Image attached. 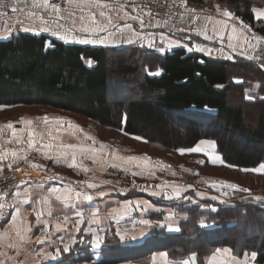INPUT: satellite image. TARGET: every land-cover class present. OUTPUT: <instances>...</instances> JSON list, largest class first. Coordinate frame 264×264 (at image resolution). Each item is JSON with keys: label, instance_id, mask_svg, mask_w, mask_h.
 <instances>
[{"label": "trees", "instance_id": "1", "mask_svg": "<svg viewBox=\"0 0 264 264\" xmlns=\"http://www.w3.org/2000/svg\"><path fill=\"white\" fill-rule=\"evenodd\" d=\"M262 1L228 4L264 36V19L255 18L252 11ZM28 106L94 120L169 150L213 139L229 165L264 164V52L226 59L183 46L159 53L148 47L92 45L45 32L17 31L0 37V108ZM246 109L253 111V118L246 116ZM177 210L184 214L178 231H151L130 247L138 253L130 254L161 249L173 260L195 253L200 262L225 246L237 256L253 251L255 262L263 264L264 200L195 197L181 201ZM122 248L117 238L108 237L100 256L88 260L115 264L113 255Z\"/></svg>", "mask_w": 264, "mask_h": 264}, {"label": "crops", "instance_id": "2", "mask_svg": "<svg viewBox=\"0 0 264 264\" xmlns=\"http://www.w3.org/2000/svg\"><path fill=\"white\" fill-rule=\"evenodd\" d=\"M104 3L108 5L104 10L108 16L112 17L113 23L123 26L130 24L132 31L124 29L122 32L117 31L115 27H109L106 32L100 33H83L79 29L82 25L80 20L81 15H87V10L82 13L80 9L74 5H69L68 2L64 7H60L59 16L67 17L58 21L59 24L65 25V28L73 26V18L69 15L70 11L75 13V29L69 36V39H61L54 35V31L65 32V28L57 29L56 24L52 23V19L57 13L51 7H45L42 4L33 5V0L25 3L13 4L4 0L6 7H0V32L6 31L11 35L13 30L19 26H34L26 24L30 20L36 19L37 22L40 15L49 21L48 25L41 23L37 26L39 29L29 32H45L63 41H76L81 39L91 41L108 37V33H113L108 37L105 43H91L92 45H103L121 47L133 45L137 47H151L159 53L169 50L172 47L181 46L173 45L169 49L160 50L162 36L167 33L190 35L193 32V24L187 22L189 18L185 16L182 27H162L152 17H148L142 12L126 8L123 6L110 4L107 0ZM264 9V7H255ZM15 9V11L13 10ZM91 11L96 13L98 20H104L100 17L99 10L92 8ZM31 13H35L33 16ZM254 17L257 18L253 12ZM136 17V19H133ZM143 26H141V19ZM258 19V18H257ZM259 19H264L261 17ZM144 23V21H146ZM26 21V22H24ZM221 21V23H216ZM207 24V34L216 39L226 50L234 49L235 54H249L255 56L258 54V48L261 43V38L248 31L237 17L215 16ZM49 27L48 31H43L44 27ZM89 26H93L89 24ZM178 27V28H177ZM213 28L216 30L213 31ZM235 28V32H233ZM24 31V28L19 29ZM6 35L4 37H7ZM76 37L73 39L72 37ZM3 37V36H2ZM259 38V39H258ZM131 39L132 43L126 41ZM233 47H229V45ZM204 53V52H200ZM208 56L211 54L204 53ZM219 58H230L233 56H224L221 54ZM227 55V54H226ZM216 57V56H215ZM232 57V58H231ZM30 119L32 125L21 123V118H8L0 121V151L15 150L18 156L27 153V160L43 165L41 168H33L24 160H18L12 164V167L21 169L19 182L8 192V194L0 199V233L7 230V235L0 238V264H91L88 257L100 256V246L106 244L108 237L117 238L119 245L123 246L118 254L113 255L117 259L115 264H184L185 261L189 264H257L252 259V252L244 253L241 256L230 253H215V249H229L225 246H219L212 252L208 253L199 262L195 253L184 255L178 260L169 259L160 255L165 253L164 250L157 249L145 255H135L130 253H138L134 245L141 243L144 238L155 230H164L166 232H175L179 229V220L184 215L177 210L181 201L195 197L204 198L203 195L198 196L200 192L195 189V196L192 198L183 197L185 190H191V187L182 189L179 197L175 195V188L171 187L168 190L161 189L150 184L140 183V181L121 182L112 177L108 173H115L119 170L123 172L126 178L130 179L131 172H144V175L149 174L146 167L142 164L127 165L128 171L125 172L120 167H111L103 165L99 169L96 162L86 158L92 153L81 154L77 151L76 160L78 164L91 169L84 172L80 168H69L67 163L71 162L72 150L60 149V144H75V145H93L97 151L94 154L97 158L109 157L107 148L100 150L99 145L91 139H85V134L93 137L90 133L83 129L80 131L81 124L72 118H64L61 121L50 123L41 119ZM11 121L17 130V134L22 138L23 143H18L12 138V130L7 127V123ZM71 121V125L67 123ZM79 125L80 128H77ZM33 129L36 133V144L33 148L28 145V129ZM201 141H209L207 146L209 150H213L214 156L220 155L215 152L213 140L199 139L190 148H200L204 143ZM51 143V150L42 149L44 144ZM207 148V147H206ZM59 151H67L68 156L61 157V162L55 161V156ZM44 152H47L53 159H45ZM13 159L9 154L8 158L0 161L4 167H8V163ZM117 164H123V161ZM145 170V171H144ZM99 175H105L106 180L99 179ZM138 175V176H144ZM108 176V177H107ZM109 181V183H103ZM92 183L97 185L95 188L88 187ZM181 189V187H179ZM50 189H59L56 192H50ZM158 193L153 195V193ZM192 196V191H190ZM101 193H103L101 195ZM91 195L92 199H86V196ZM189 195V194H188ZM47 197L45 201L43 198ZM19 209V212L17 211ZM16 227H19L24 239H20L16 234ZM30 231L24 232V229ZM128 246V249L124 248ZM67 249V250H65ZM247 254V256H245ZM235 257V259H234ZM264 264V262H263Z\"/></svg>", "mask_w": 264, "mask_h": 264}, {"label": "rangeland", "instance_id": "3", "mask_svg": "<svg viewBox=\"0 0 264 264\" xmlns=\"http://www.w3.org/2000/svg\"><path fill=\"white\" fill-rule=\"evenodd\" d=\"M208 1V0H206ZM210 2H207V4H192L190 2L186 1V4H188L191 8L190 11L184 14L183 18L187 16L189 20L187 22H190L193 24V32H190V35H180V34H172L167 33L166 35H163L161 39V43L159 45L160 49H169L173 45H181L185 47L186 49H191L195 51H199L196 49L197 45L202 46L205 50L199 51V52H206L207 54H211V56L221 57L223 53H225L224 56H233L234 49L226 50L220 44L216 39H206L205 35L198 34L196 29H199L203 27L208 21L206 20V17H215V16H223L225 10L233 13V17H237L240 22L243 24V26L254 34H257L251 26H249L248 23L244 22L235 12L234 8H232L233 4H228L231 0H209ZM233 1H239V0H233ZM254 2V0H251ZM264 0L262 1V3ZM231 3V2H230ZM234 3V2H233ZM257 5V6H256ZM253 7H264L263 4H256ZM181 19L180 22H177L173 25H163L162 27H173L175 28L178 26L179 28L182 27L184 19ZM26 22V21H24ZM26 24H32L34 26H25L24 24H19L18 28L16 30H13V32L19 31L21 28H31L33 30L39 29L37 26H41L40 22H37L36 19L30 20L29 22H26ZM177 27V28H178ZM37 31V30H36ZM9 32L1 31L0 37H4L6 35H9ZM208 35V34H207ZM261 39V41L264 40V36H261L257 34ZM263 42L260 43V46L258 48V54H262L264 52V47L262 45ZM148 48H151V44H147ZM236 52V51H235ZM227 54V55H226ZM247 56H250L247 53ZM232 58V57H231ZM230 59V58H227ZM1 109V108H0ZM246 116L249 118H253L250 116L253 111L251 109H246ZM45 115L49 117V122L54 123L58 122L56 118H72L75 119L77 122H79L81 125V128L84 129L86 132L90 133L96 144L99 145L101 142L108 145L107 152L109 154V157H112L113 161L108 160L107 157H101L97 158L96 164L98 165L99 169L105 166H109L113 163H120V160H117L114 158V154L116 156L121 157H129V156H140L142 154H147L149 157L152 158L151 163L146 167L142 162H131V164H139L146 167V171L148 173H154V175L146 174L144 176H138V175H132L129 174L130 179L126 178L123 175V172L121 170L117 171L115 173H108L107 175L109 177H112L118 181L121 182H132L140 181V183L150 184L152 186L159 187L161 189L168 190L171 187H181L184 189L185 187H188L191 185V190H185L182 196L190 198L194 197L195 193L194 190L197 189L200 192L203 193V195H207L204 198H209L216 201H229L231 199H238V198H250L254 199L255 196H261L264 197V174L263 173H257L252 171H243V169H253L257 168L263 163L258 164L255 167H248V168H236L232 165L227 164L221 154L216 150V144L215 145V152H217L220 157L223 160V163L212 162V157L214 155L213 150H209L210 146H207L208 142L204 141L205 145H202L201 149L202 151L199 152H185L184 154H180L177 150H169L167 148H164L160 145L155 144H147L144 142H141L140 140L134 139V135H125L118 131H115L113 129L104 128L100 125H97L94 120L90 119H78L73 115H68L64 112L58 111L56 109L52 108H43L39 106H28L19 108L17 110H8V109H1L0 110V121L8 119V118H32V119H41ZM205 139V138H202ZM207 147V148H206ZM190 147H187L185 149H188ZM105 149V148H104ZM156 161H163L165 164L170 165V168H165L163 165L156 164ZM183 166V167H181ZM186 169L191 171H186ZM103 171L105 174V168L103 167ZM145 171V170H144ZM132 173V172H131ZM175 173V174H173ZM196 173H199L198 175ZM107 176V177H108ZM99 179L106 180L105 175H99ZM228 181L232 184H237L241 188H247L250 189L249 192H244L239 189H233L231 187L227 186H221L220 184H217L216 187L210 186L206 181ZM134 181V182H133ZM195 188V189H194ZM190 191H192V196H190ZM196 191V190H195ZM225 193H227L225 195ZM189 194V195H188ZM200 193L198 196H203ZM95 258L98 257V255L94 256ZM93 262V261H90Z\"/></svg>", "mask_w": 264, "mask_h": 264}, {"label": "snow or ice", "instance_id": "4", "mask_svg": "<svg viewBox=\"0 0 264 264\" xmlns=\"http://www.w3.org/2000/svg\"><path fill=\"white\" fill-rule=\"evenodd\" d=\"M67 2H68L69 5H74V6L78 7L82 13H84L87 10V15H81L80 16V20L82 22V25H81V27L79 29L80 32H83V33L106 32L109 27H115L117 29V31H121V32L124 29H128L129 31H132V26L130 24H125L123 26H120L118 24H114L113 23L112 17L108 16L107 12L104 10L105 8L108 7V5L104 3V0H67ZM182 3H186V0H182ZM39 4H42L45 7L53 8L55 10V12L57 13V15L54 18H50V19H52V23L56 24L57 29L65 28V25H62V24L58 23V21H60V20L67 19V17L59 16V12L61 10L59 5L50 4V0H33V5L34 6L39 5ZM6 6L7 5L4 4V0H0V7H6ZM92 8H96L97 10H99L100 17L105 18V19L104 20H98L96 18V13L94 11H91ZM13 10L15 11V9H13ZM252 11L256 14L258 19L261 18V17H264V9H258V8L253 7ZM31 15L35 16L36 14L35 13H31ZM69 15L73 18V26L69 27V28H65V32L64 33H61L58 30L53 32L54 35L58 36L61 39H65V40L69 39L70 34L72 32H74V31H76V29H75V18H74L75 17V13L70 11ZM224 15L227 16V17H232L233 13L225 10ZM38 19L44 25H48L49 24V21L46 20L43 17V15H40L38 17ZM133 19H136V17H133ZM140 19H141V26H143L142 18H140ZM206 20L207 21H211L212 17H210V16L206 17ZM216 23L219 24V23H221V21H217ZM89 24H91L93 26L90 27ZM31 30H33V29H31V28H25L24 29V31H31ZM42 30L43 31H48L49 27L46 26ZM215 30L216 29L213 28V31H215ZM196 31H197L198 34L205 35L206 39H211L212 38V37L207 35V24H205L203 27H201L199 29H196ZM233 32H235V28H233ZM112 35H113V33H108V37H110ZM161 36L163 37V33L161 34ZM108 37H103V38H100V39H93L91 41H88L86 39H81V40H79V42H81V43H87V42H91V43H105V42H107ZM72 38L76 39V37H74V36ZM126 42L127 43H132L133 41L131 39H129ZM229 47H233V46L230 44ZM196 49L199 50V51H204L205 50L200 45H197ZM160 50L163 51L164 49H160ZM249 59H252V57H249ZM42 119L45 122H48L49 117L47 115H45ZM56 119H57V121H61L64 118H56ZM125 119H126V117H125ZM21 123L26 124V125H32L33 121L30 120V119L21 118ZM67 123L69 125H71V121H67ZM7 127L12 130V133H11L12 138H14L18 143H23L22 138L17 134V130H16L15 126H14V123L9 121L7 123ZM76 127L80 128L79 125H76ZM80 131L83 132V129L80 128ZM36 136H37V133L33 129L29 128L28 129V145H29L30 149L33 148L34 145L37 142L36 141ZM133 138L137 139V140H140L141 142H144V143L148 142L143 137L134 136ZM85 139H91V140H93V144L95 143L94 138L88 136L87 134H85ZM200 143H205V142L201 141ZM210 143H214V142H210ZM52 147H53V145L51 143H47V144H44L42 146V149H37V151H42L43 149L51 150ZM58 147L60 149H64V150H72L71 151V156H72L71 162L67 163V167H69V168H80L84 172L91 171V169L83 166L82 164H78L77 163V160H76L77 151H79L81 154L92 153V155H87L86 158L93 160L94 163L97 160V157L94 155L96 153L97 149L93 145L85 146V145H75V144H60ZM107 147H108V145H106L103 142H101L100 150H103L104 148H107ZM177 151L180 154H184L185 152H199V151H202V149L200 148V146L198 144L196 147L188 148V149L179 148V149H177ZM9 154L13 157V159L8 163V168L9 169H11L12 168V164L17 163L18 160H24L26 163H29L31 165V167H33V168L44 167L41 164H38V163H35V162H32V161H28L27 160V153H24L22 156H18V154H17V152L15 150L0 151V161L6 160L8 158ZM68 154L69 153L67 151H59L57 153V155L55 156V161L57 163H60L61 162V157H65L66 158L68 156ZM44 158L45 159H53V157L49 156L47 154V152H44ZM114 158L117 159V160L123 161V164L113 163V164H111V167H120L125 172H127L129 170L127 165L129 163H131V162H142L147 167L152 161V158L149 157L146 153L142 154L140 156H129V157H121V156H116L114 154ZM212 162L213 163H216V162L223 163V160L219 156H213L212 157ZM156 164L163 165V167H165V168H170L171 167L170 165L165 164L163 161H156ZM181 167H183V166H181ZM2 171H3V165L0 164V172H2ZM16 171H21V169H16ZM186 171H191V170L186 169ZM243 171H252V172H257V173H264V164H261L257 168H253V169H243ZM131 174L134 175V176L135 175H144V172L143 171H141V172H132ZM149 174L150 175H154V173H149ZM173 174H175V173H173ZM196 174L198 175L199 173H196ZM206 182L212 187H216L217 184H220L221 186H227V187H231L233 189H239L241 191L250 193V189L241 188L239 185L232 184V183H230L228 181H211V180H208ZM103 183H109V181H104ZM88 187L95 188V187H97V185L89 183ZM188 187H191V185H189ZM49 191L50 192H56V191H59V189H50ZM102 194L103 193H101V195ZM157 194L158 193H155V192L153 193V195H157ZM180 194H181V189L177 186L175 188V195L177 197H179ZM200 194L203 195V193H200ZM226 194L227 193H225V195ZM43 199L45 201L48 200L47 197H44ZM86 199L91 200L92 199L91 195L86 196ZM254 199H256V200H264V197L255 196ZM0 207H2V205H0ZM17 211L19 212V209ZM27 231H30V229H27V228L24 229V232H27ZM16 234H17V236L20 239H24L25 238L19 227H16ZM5 235H7V230L4 233H0V238H3V236H5ZM65 250H67V249H65ZM222 251L224 253H230L231 250L227 249V248H225V249H220V248L215 249V253H220ZM160 255L166 257L167 253H161ZM256 255L257 254L255 252H253L251 254L253 260H255ZM245 256H247V254H245ZM234 259H235V257H234ZM184 264H189V262L185 261ZM245 264H246V261H245Z\"/></svg>", "mask_w": 264, "mask_h": 264}, {"label": "built area", "instance_id": "5", "mask_svg": "<svg viewBox=\"0 0 264 264\" xmlns=\"http://www.w3.org/2000/svg\"><path fill=\"white\" fill-rule=\"evenodd\" d=\"M9 3L19 4L32 0H5ZM110 4L123 6L137 10L152 17L161 25H173L179 22L185 13L191 10L190 6L182 3V0H107ZM67 0H50V4L64 7ZM144 21V23H146ZM17 167H4L0 172V199L4 198L8 192L19 182L21 174L16 171Z\"/></svg>", "mask_w": 264, "mask_h": 264}, {"label": "bare ground", "instance_id": "6", "mask_svg": "<svg viewBox=\"0 0 264 264\" xmlns=\"http://www.w3.org/2000/svg\"><path fill=\"white\" fill-rule=\"evenodd\" d=\"M180 22V21H179Z\"/></svg>", "mask_w": 264, "mask_h": 264}]
</instances>
